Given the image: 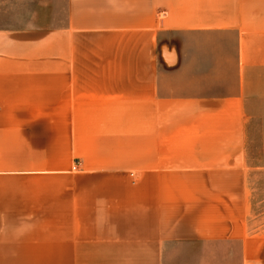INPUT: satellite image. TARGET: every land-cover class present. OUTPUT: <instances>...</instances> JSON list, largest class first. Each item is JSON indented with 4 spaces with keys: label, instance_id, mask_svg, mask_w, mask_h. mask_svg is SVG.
<instances>
[{
    "label": "crops",
    "instance_id": "obj_1",
    "mask_svg": "<svg viewBox=\"0 0 264 264\" xmlns=\"http://www.w3.org/2000/svg\"><path fill=\"white\" fill-rule=\"evenodd\" d=\"M263 114L264 0H0V264H264Z\"/></svg>",
    "mask_w": 264,
    "mask_h": 264
},
{
    "label": "rangeland",
    "instance_id": "obj_2",
    "mask_svg": "<svg viewBox=\"0 0 264 264\" xmlns=\"http://www.w3.org/2000/svg\"><path fill=\"white\" fill-rule=\"evenodd\" d=\"M264 116V114H263ZM254 137L253 142L250 144V152H248V161L250 165H264V120L257 121L254 124ZM48 149H54L53 145L46 144ZM16 170H22L24 166L31 165L32 169L26 174H12L15 176H70L72 168L69 165L71 154L69 153H16L14 154ZM41 166L46 168L37 169ZM61 167V168H60ZM250 187H251V202L253 207L251 226L256 232L264 233V173L263 172H250ZM15 191H22L23 186L21 184L12 185ZM37 188H41V191L54 192L55 185L53 183H47V185H38ZM182 254L188 258L195 256L206 257H222L227 258L223 264H231V258L236 259L240 255V248L238 246H230L229 244L217 247H202V246H189L184 249ZM185 264H192L187 262Z\"/></svg>",
    "mask_w": 264,
    "mask_h": 264
}]
</instances>
